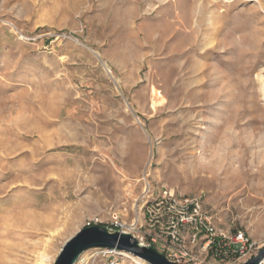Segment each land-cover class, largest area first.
<instances>
[{
	"label": "rangeland",
	"instance_id": "obj_1",
	"mask_svg": "<svg viewBox=\"0 0 264 264\" xmlns=\"http://www.w3.org/2000/svg\"><path fill=\"white\" fill-rule=\"evenodd\" d=\"M260 79L264 0H0V264L162 187L264 246Z\"/></svg>",
	"mask_w": 264,
	"mask_h": 264
},
{
	"label": "built area",
	"instance_id": "obj_2",
	"mask_svg": "<svg viewBox=\"0 0 264 264\" xmlns=\"http://www.w3.org/2000/svg\"><path fill=\"white\" fill-rule=\"evenodd\" d=\"M144 198L141 218L127 226L112 214L118 230L131 233L141 245L151 246L180 264H241L261 246L244 230H230L216 223L198 195L187 196L162 187ZM100 221L93 218L89 226ZM74 264H136L115 248H91ZM264 264V260L260 262Z\"/></svg>",
	"mask_w": 264,
	"mask_h": 264
},
{
	"label": "water",
	"instance_id": "obj_3",
	"mask_svg": "<svg viewBox=\"0 0 264 264\" xmlns=\"http://www.w3.org/2000/svg\"><path fill=\"white\" fill-rule=\"evenodd\" d=\"M115 248L132 254L147 264H180L167 259L151 246L141 245L128 232L110 231L101 225L83 227L68 238L61 247L54 264H74L78 256L91 248ZM264 260V246L258 253L241 264H260Z\"/></svg>",
	"mask_w": 264,
	"mask_h": 264
},
{
	"label": "bare ground",
	"instance_id": "obj_4",
	"mask_svg": "<svg viewBox=\"0 0 264 264\" xmlns=\"http://www.w3.org/2000/svg\"><path fill=\"white\" fill-rule=\"evenodd\" d=\"M261 5V4H260ZM262 6V5H261ZM260 76V75H259ZM261 77V76H260ZM259 83H260V89L262 91V95L264 97V79H260L259 80ZM127 256L129 257L130 260H132L134 263L136 264H147L145 261L141 260L140 258L132 255V254H128L127 253ZM40 264H43L44 263V260L42 258H40V261H39Z\"/></svg>",
	"mask_w": 264,
	"mask_h": 264
}]
</instances>
